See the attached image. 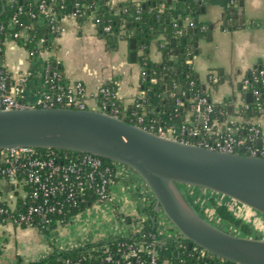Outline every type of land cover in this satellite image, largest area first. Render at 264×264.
<instances>
[{
  "label": "crops",
  "instance_id": "obj_1",
  "mask_svg": "<svg viewBox=\"0 0 264 264\" xmlns=\"http://www.w3.org/2000/svg\"><path fill=\"white\" fill-rule=\"evenodd\" d=\"M10 1L12 0H8ZM111 1L125 3L129 0ZM240 1L205 0L204 10L200 13L199 20L212 25L211 37L199 38V52L193 57L192 64L210 100L215 105L227 107L229 120H250L264 127L263 113L251 118L240 114L241 106L250 99L249 95L247 98L244 96L241 80L256 63L264 64V0H242V6ZM155 3L154 6L159 5V10L162 11L166 2ZM176 3L177 0H172L170 7L175 8ZM240 9H243V23L236 22L241 16ZM177 14L182 17L184 12L178 10ZM170 20L175 21L176 17ZM60 22L65 30L56 38L54 47L42 50L33 58L12 36L8 35L6 38L5 57L2 64L11 73L13 85L18 84L22 76H26L27 79L23 83L25 91L21 96L24 101L32 103L38 99L44 90L45 64L48 60L55 59L60 63L68 82L78 80L84 82L88 109L99 108L97 96L99 87L115 79L118 86L117 96L125 114H129L133 109L136 100L145 97L150 99L154 109L147 110L144 105V110L151 111L160 119H167L169 115L167 113L171 108L167 99L172 93L170 89H166L162 101L156 102L152 94L142 88L141 65L130 58L133 50L127 38L121 39L118 33L101 37L91 17L79 23L75 17L64 15L60 17ZM184 23L188 25L189 20H184ZM160 24L166 25L164 22ZM158 31L160 34L150 41L148 48L149 58L153 62L162 60L160 47L167 42L163 37L166 29L163 32L159 29ZM22 35L27 36V33L23 32ZM174 56L172 55V58ZM210 72L218 75V83L209 82ZM185 114L187 118L190 117V112L185 111ZM126 167L122 165L116 170L120 174V179L118 177L111 187V200L97 204L99 206L108 204V208L111 206L109 204L116 202L121 205L122 235L129 236L149 223L146 209L154 199V195L148 186L140 192L144 180L133 169ZM28 195L24 179L12 181L0 175V202H6L10 207L16 208L18 202L26 200ZM23 228L25 227L11 222L0 224V264H15L17 259L22 260V255L26 257V261H39L48 257L52 251L46 243V246L44 243L37 245L33 252L25 251L18 246L17 232L20 236L26 235ZM8 236H10L9 241ZM158 236L161 242L159 256L168 260L175 254L176 247L173 243L168 244V240L171 239L169 236L164 237L160 233ZM98 240L93 238L82 244ZM82 244L80 242L79 245Z\"/></svg>",
  "mask_w": 264,
  "mask_h": 264
},
{
  "label": "built area",
  "instance_id": "obj_2",
  "mask_svg": "<svg viewBox=\"0 0 264 264\" xmlns=\"http://www.w3.org/2000/svg\"><path fill=\"white\" fill-rule=\"evenodd\" d=\"M46 3V0H40L39 9L43 15L50 17L51 21H60V17L64 15L77 19L80 12V8L73 9L71 6L55 11L52 7L54 3L50 7H47ZM88 17L94 21L95 12L92 11ZM17 22V17H13L12 26ZM189 25L192 26L193 22H189ZM53 28L55 30V27ZM27 29L26 27L25 30ZM58 29L60 33H63L65 27L60 23ZM104 31L112 33L111 25H105ZM18 35H20L18 32L14 33V37ZM118 36L121 39L126 38L125 30H121ZM61 75L58 72H51L49 64H45L44 90L32 103L21 98L25 91L23 83L27 79L26 76H22L20 82L10 88H8L7 79L2 78L0 80L1 108L4 110L33 107L88 109L84 82L78 80L71 83L67 81L66 84L55 83V80H60ZM145 77L146 73L142 69L141 82L145 81ZM208 79L209 82L216 83L218 75L210 72ZM255 83L264 87V69H260L258 73L250 77L245 75L241 80V86L250 89L252 96L257 100L262 90ZM194 84L195 81H191V85L194 86ZM97 96L99 99L97 110L121 119L128 118L129 123L160 137L184 144L203 146L211 150L264 158V127L250 120H229L227 111L223 108H219L218 116H214L217 108L207 93L193 96L188 109H184L185 102L177 97L166 120L153 116L151 111L144 110L145 97L136 100L133 109L129 114H125L117 91L112 89L110 83L101 85ZM241 108L240 113L250 109L245 102ZM259 109L264 114L263 104H259ZM185 111L190 112L189 118L186 117ZM0 175L12 181L21 177L31 186L28 207L16 216H11L8 222L20 226L23 224L33 226L37 218L46 223L52 222L54 215H64L69 207L86 202L88 194L95 196L96 203L110 201L111 187L116 181L117 172L116 168L106 162L103 157L92 153L57 148L39 151L36 147L15 146L0 149ZM13 209L8 204L0 202V216L6 215ZM255 211L254 216L258 218V221H264V214ZM247 225L254 232V228ZM158 235L159 232L153 235L154 239L150 243L144 241L126 243V249L118 248L117 256L110 252L109 245L101 246L99 249L106 253L103 261L110 264H160L158 250L161 242ZM169 238L177 248L188 247L187 238L175 226L173 235ZM190 249L192 252L189 255L199 254L208 258L215 256L197 244H193ZM218 258L216 264L226 263L227 259ZM87 259L85 256L78 259L66 258L57 264H87Z\"/></svg>",
  "mask_w": 264,
  "mask_h": 264
},
{
  "label": "water",
  "instance_id": "obj_3",
  "mask_svg": "<svg viewBox=\"0 0 264 264\" xmlns=\"http://www.w3.org/2000/svg\"><path fill=\"white\" fill-rule=\"evenodd\" d=\"M239 14L236 22L243 23V9ZM158 28L163 32L169 26L160 24ZM185 33L183 30L182 34ZM163 37L176 45V38L167 33ZM195 39L198 46V37ZM129 42L133 49L130 58L135 61V37ZM180 59L183 55L177 51L175 63ZM187 62L192 63V59ZM182 89L179 86L180 92ZM15 146L86 152L122 163L144 180L156 199L155 210L162 212L187 238L188 248L197 244L237 264H264V239L237 235L202 217L179 186L209 189L264 214L263 157L226 153L163 138L100 110L61 107L4 110L0 104V149ZM171 243L169 239L168 244Z\"/></svg>",
  "mask_w": 264,
  "mask_h": 264
},
{
  "label": "trees",
  "instance_id": "obj_4",
  "mask_svg": "<svg viewBox=\"0 0 264 264\" xmlns=\"http://www.w3.org/2000/svg\"><path fill=\"white\" fill-rule=\"evenodd\" d=\"M162 1L166 3L164 9L160 11L159 5L156 7L154 3L156 2L159 4L162 3ZM39 2L40 0H12L10 2H8V0H0V80L5 77L7 79L8 88L13 86L14 80L11 77V73L2 64L5 57V41L7 36L12 35L13 39L23 46L28 51L30 57L33 58L42 50L53 48L56 38L61 34L58 29L61 22L51 21L50 17L43 15L39 9ZM46 2L47 7L52 6V3H54L52 7L55 11H61L63 8H68V6H71L73 9H76V7L80 8L77 17L79 23L85 22L88 19V15L94 11V23L101 37H109L111 34L119 33L121 30H125L128 40L135 37L136 47L134 51H136V61L140 63L141 69L146 73L145 81L142 82V88L149 91L156 99V102H160L163 99L164 91L170 86L172 94L167 101H169L171 108L167 114L172 111L177 97L185 102L186 105L184 109H188L190 107V99L193 96L206 94V88L201 83L197 71L193 68V64L187 62L193 59L199 52V47L195 46V37L197 36L198 40L199 38L208 37L212 29L210 23H204L199 20V15L203 11L205 0H177L175 8H171L167 0H129L125 3H113L111 0H46ZM178 10L184 12L182 17L178 16ZM15 16L18 22L12 26L11 21ZM172 17H176V20L171 21L170 19ZM186 19L189 20V22H193V25L191 26L189 23L185 25L184 20ZM195 20L198 22H195ZM163 22L166 24L165 26H169L165 34H169L170 38H176L177 43L175 46L171 45L168 41L162 44L160 47L162 50V60L160 62H153L149 58L148 48L150 41L160 34L158 27L160 23ZM175 23H177V25H175ZM108 24L112 27V33L104 31V26ZM26 27L28 28L27 30H25ZM53 27H55V30ZM183 30L186 32L185 35L182 34ZM16 32L20 35L14 37V33ZM23 32H26L27 36L22 35L21 33ZM42 39L43 42H41ZM181 49L182 51L180 52ZM177 51L179 55H183V59L175 63L172 55H175ZM46 64H49L51 72L62 74L60 80H55V83H67L68 80L63 74L60 63L55 59H50ZM178 68L180 69L179 72L177 70ZM260 69H264V64L256 63V65L246 73V76L250 77L258 73ZM191 81H195L194 86L191 85ZM109 83L112 85V89L117 91L118 86L116 80L112 79ZM255 85L262 90L260 98L257 100L252 96L250 89L243 87L244 96L246 98L248 95L250 96V99L245 101L250 109L243 110L240 114L248 118L262 114L259 109V104L264 105V87L258 83H255ZM179 86L183 87L181 92L179 91ZM145 105L147 110L153 111L154 105L149 98H145ZM216 108L217 110L214 116H218L219 108H223L227 111V107L216 105ZM241 109H243V107ZM152 115L155 116L154 113H152ZM123 118L129 121L128 118ZM46 149L47 148H38L39 151H44ZM103 159L111 164L112 160ZM26 186L29 192L27 199L20 200L16 208L12 211L10 210L11 212L6 215L0 216V224L8 222L11 216H16L19 212L26 210L32 191L29 184H26ZM179 186L183 192L185 185ZM183 194L193 208L202 217L208 219L205 210L200 209L199 206V208L195 207L193 200L187 197L185 192ZM94 202L95 196L93 194H88L86 202L78 206L69 207L65 210L64 215H54V220L52 222L46 223L37 218L33 226L39 227L42 231H46L48 228H57V226L66 223L71 215L77 214ZM1 203L6 204V202ZM155 203L156 199L154 197L146 209L149 216V223L136 233L107 242L99 241L85 244L80 248L67 252H58L54 250L45 259L27 264H57L66 258L78 259L83 256L88 258L86 261L87 264H110L103 261V257L106 253H104L102 249H99L101 246L109 245L110 252L117 256L118 248L122 247V250L126 249V243L132 241L150 243L153 241V235L158 233ZM210 203L214 207V212L221 222H229L239 228L244 235H250V227L244 223L240 217L236 216L228 205L218 203L213 197L210 198ZM23 226L28 225L23 224ZM176 251L177 255L173 254L168 260L160 257V264H216L219 259L216 256L208 258L200 256L199 254L189 255L192 249L188 247H176ZM18 263L26 264L22 262V260H19ZM225 264L237 263L226 260Z\"/></svg>",
  "mask_w": 264,
  "mask_h": 264
},
{
  "label": "rangeland",
  "instance_id": "obj_5",
  "mask_svg": "<svg viewBox=\"0 0 264 264\" xmlns=\"http://www.w3.org/2000/svg\"><path fill=\"white\" fill-rule=\"evenodd\" d=\"M111 164L116 168V170H118V168L120 169L122 165L126 167V165L114 160L111 161ZM118 173L119 172L117 171L116 179H118L120 175ZM143 183V186L140 187V192H143L145 189H147L146 183L144 181ZM184 192L187 197L193 200L195 207L199 206L200 209L205 210L207 218L212 223L237 235L246 236L233 224L229 222H221L214 212V207L210 203L211 197L215 198L218 203L228 205V207L235 213L236 216L240 217L243 219L244 223H247L252 226V228H254V232L251 229L250 235H248V237L251 236L252 238L256 237L259 239L264 238V221H258V218L254 216L256 211L251 207L244 205L241 202L232 199L231 197L211 191L209 189L184 186L183 193ZM109 205H111L110 208H108V204H101L99 206L96 202H94L92 205L87 206L84 210L78 212L77 214L71 215L66 223L57 226V228H48L46 231H42L39 227L35 226H20L25 227L23 229L25 230L24 232L26 235L20 236L19 232H17V235L19 236L17 239V244L18 246H21V248H24L25 251L31 250L29 252H33V249L42 243H44V245L45 243L46 245H49L52 251L56 250L58 252H67L80 248L85 244L94 243V241H92L82 244V242L91 240L93 238H97L99 240L102 239L100 241L103 242H107L118 237L120 238L124 236V234L122 235V212L120 211L121 205H119L117 202ZM146 215L148 216L147 212ZM156 224L157 231L162 236L167 237L173 235L174 226L162 212L157 211ZM7 238L9 241L10 236ZM99 240L97 242H99ZM80 242L82 245H79ZM45 250L47 251V249H43V251ZM52 251H50V253ZM17 262H19V259H17L16 263ZM22 262L27 264L36 261H26V257L22 255Z\"/></svg>",
  "mask_w": 264,
  "mask_h": 264
}]
</instances>
